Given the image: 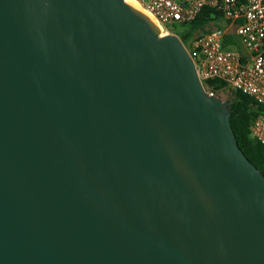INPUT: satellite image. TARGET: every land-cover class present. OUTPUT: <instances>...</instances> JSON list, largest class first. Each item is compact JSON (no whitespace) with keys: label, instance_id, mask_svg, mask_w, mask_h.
I'll list each match as a JSON object with an SVG mask.
<instances>
[{"label":"water","instance_id":"95a60500","mask_svg":"<svg viewBox=\"0 0 264 264\" xmlns=\"http://www.w3.org/2000/svg\"><path fill=\"white\" fill-rule=\"evenodd\" d=\"M230 115L124 0H0V264H264Z\"/></svg>","mask_w":264,"mask_h":264},{"label":"built area","instance_id":"2783aa9c","mask_svg":"<svg viewBox=\"0 0 264 264\" xmlns=\"http://www.w3.org/2000/svg\"><path fill=\"white\" fill-rule=\"evenodd\" d=\"M137 1L155 21L161 36L176 35L171 26H190L204 8L234 27L242 51L224 48L227 32L215 27L194 35L184 47L204 87L209 80L222 82L225 92H239L260 109L250 126V137L264 147V0ZM205 90L209 96L218 97Z\"/></svg>","mask_w":264,"mask_h":264},{"label":"trees","instance_id":"16d2710c","mask_svg":"<svg viewBox=\"0 0 264 264\" xmlns=\"http://www.w3.org/2000/svg\"><path fill=\"white\" fill-rule=\"evenodd\" d=\"M219 17L221 18L215 11L204 8L195 21L190 24L189 29L179 36L182 44L187 45L194 34L203 32L204 28L210 22L218 20ZM223 46L226 49L234 47L240 50L234 34L225 35L223 38ZM204 85L208 91L213 92L216 96L225 92V87L222 82L209 80ZM231 97L230 125L238 147L250 163L264 175V147L250 137V126L259 114L260 109L254 108L253 101L239 92L233 91Z\"/></svg>","mask_w":264,"mask_h":264},{"label":"rangeland","instance_id":"374dc122","mask_svg":"<svg viewBox=\"0 0 264 264\" xmlns=\"http://www.w3.org/2000/svg\"><path fill=\"white\" fill-rule=\"evenodd\" d=\"M218 28L220 30H225L227 32V34H234V27L229 24L227 21L223 20L222 18L219 17L218 20L216 21H212L210 22L205 28L204 30H212L213 28ZM170 29L172 30V32L179 38V36H181L185 31H187L189 29V25H185V26H171ZM197 35V34H194ZM240 51L241 48H240ZM219 97H221L224 101H229L231 102V93L230 92H224L218 95Z\"/></svg>","mask_w":264,"mask_h":264},{"label":"bare ground","instance_id":"6f19581e","mask_svg":"<svg viewBox=\"0 0 264 264\" xmlns=\"http://www.w3.org/2000/svg\"><path fill=\"white\" fill-rule=\"evenodd\" d=\"M124 2L129 5L130 7L134 8L135 10L141 12L142 14H144L154 25H155V21L151 18V16L144 11L140 4L138 3L137 0H124Z\"/></svg>","mask_w":264,"mask_h":264}]
</instances>
